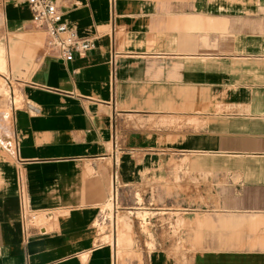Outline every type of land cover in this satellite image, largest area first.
Segmentation results:
<instances>
[{"label": "crops", "instance_id": "1", "mask_svg": "<svg viewBox=\"0 0 264 264\" xmlns=\"http://www.w3.org/2000/svg\"><path fill=\"white\" fill-rule=\"evenodd\" d=\"M54 1L86 56L0 0V264H264V0Z\"/></svg>", "mask_w": 264, "mask_h": 264}, {"label": "built area", "instance_id": "2", "mask_svg": "<svg viewBox=\"0 0 264 264\" xmlns=\"http://www.w3.org/2000/svg\"><path fill=\"white\" fill-rule=\"evenodd\" d=\"M31 10V22L36 29L44 32L45 52L47 55L71 62L76 57L86 56L94 47L90 39L81 38L77 32L70 29L63 20V14L54 0H23ZM115 182L117 177H114ZM116 183L113 202L117 199Z\"/></svg>", "mask_w": 264, "mask_h": 264}, {"label": "rangeland", "instance_id": "3", "mask_svg": "<svg viewBox=\"0 0 264 264\" xmlns=\"http://www.w3.org/2000/svg\"><path fill=\"white\" fill-rule=\"evenodd\" d=\"M0 71L4 73V69L0 68ZM4 90H2V88ZM0 125L2 127H0V142L3 144V134H7V132L4 131L3 127H8L9 129H11V115H9V119H6V121H4V117H6L4 114L5 113H9L10 114V109L12 108V106L14 105L12 103V94H11V88H10V84L8 82H6L4 79L0 78ZM18 101V99L16 100ZM4 145V144H3ZM115 202L119 203V194L117 195V199L115 200ZM141 202V201H140ZM140 217H143L144 219L147 217H151L153 216V214H148V212H146L144 214V216L140 215ZM176 216V222H175V231L176 233L180 232V229L182 227H184V220L182 219L181 216H177L174 214H161V215H155V218L157 220H159V226L161 227L163 231H168V227L171 226V229L174 228V226H172V224H174V217ZM142 218V219H143ZM149 230L145 229V232L148 233ZM165 233V232H164ZM167 233V232H166Z\"/></svg>", "mask_w": 264, "mask_h": 264}]
</instances>
